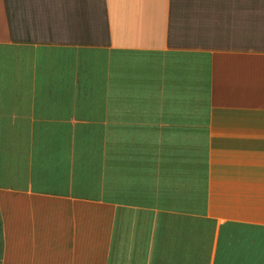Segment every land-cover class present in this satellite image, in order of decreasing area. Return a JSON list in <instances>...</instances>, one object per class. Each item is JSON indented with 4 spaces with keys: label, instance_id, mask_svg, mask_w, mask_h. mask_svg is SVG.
Wrapping results in <instances>:
<instances>
[{
    "label": "crops",
    "instance_id": "1",
    "mask_svg": "<svg viewBox=\"0 0 264 264\" xmlns=\"http://www.w3.org/2000/svg\"><path fill=\"white\" fill-rule=\"evenodd\" d=\"M0 264H264V0H0Z\"/></svg>",
    "mask_w": 264,
    "mask_h": 264
}]
</instances>
